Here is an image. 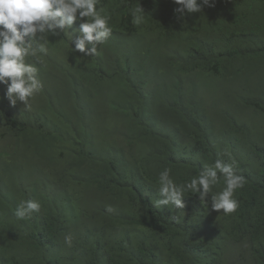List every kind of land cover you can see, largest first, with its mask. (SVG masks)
<instances>
[{
	"label": "trees",
	"instance_id": "16d2710c",
	"mask_svg": "<svg viewBox=\"0 0 264 264\" xmlns=\"http://www.w3.org/2000/svg\"><path fill=\"white\" fill-rule=\"evenodd\" d=\"M101 3L112 16V34L135 42L146 35L148 48L164 43L173 49L161 74L210 75L222 85L220 99L208 104L192 99L185 111L176 97L162 119L145 111L134 117L129 132L138 137L121 152L99 162L79 161L80 178L65 166L56 185L79 178L87 202L94 200L72 220L49 196L13 201L0 221V264H264V81L250 82L264 75V0H218L214 8L182 20L172 0ZM138 4L146 14L136 25L130 10ZM60 37L50 36L49 45L65 39ZM39 55L44 63L45 55ZM1 116L0 136L19 139L27 123L9 111ZM134 148L129 160L127 149ZM218 153L234 157L236 171L246 177L236 192V212L211 210L195 194L185 197L184 209L156 206L161 171L169 168L174 181L183 183ZM222 187L221 178L213 192ZM29 198L41 202V211L31 220L16 218L20 201ZM67 234L73 236L71 247L64 242Z\"/></svg>",
	"mask_w": 264,
	"mask_h": 264
},
{
	"label": "rangeland",
	"instance_id": "374dc122",
	"mask_svg": "<svg viewBox=\"0 0 264 264\" xmlns=\"http://www.w3.org/2000/svg\"><path fill=\"white\" fill-rule=\"evenodd\" d=\"M144 37L135 42L111 34L91 56L72 50L75 37L56 40L48 47L46 61L36 64L43 87L30 100L31 110H25L22 102L10 105L4 96L6 86L0 85V119L9 111L27 123L19 139L0 136V221L9 216L13 201L32 195L49 196L48 201L54 200L72 220L94 203L87 202L79 161L99 162L121 152L125 143L138 137L129 128L144 111L145 116L162 119L176 97L181 99L177 106L185 111L192 99L207 104L212 98L220 99L222 85L213 83L210 75L161 74L172 48L164 43L148 48L149 38ZM258 81H264L263 74L250 77L255 86ZM153 97L156 100L148 107ZM135 148L127 149L129 160ZM65 166L79 178L58 187L55 179Z\"/></svg>",
	"mask_w": 264,
	"mask_h": 264
},
{
	"label": "clouds",
	"instance_id": "9594fccd",
	"mask_svg": "<svg viewBox=\"0 0 264 264\" xmlns=\"http://www.w3.org/2000/svg\"><path fill=\"white\" fill-rule=\"evenodd\" d=\"M218 0H172L176 5L173 13L182 20L204 8H214ZM115 11V10H113ZM145 10L136 5L130 10L133 24H140ZM111 14L104 12L101 0H0V85L6 86L5 98L10 105L22 102L25 110H31L30 100L43 85L36 64H42L39 54L48 53L49 37L61 33L74 39V52L85 56L95 55L97 47L104 44L112 34ZM78 22V27H73ZM71 30V31H70ZM34 60L35 63L31 62ZM227 156V159H224ZM238 162L228 153L217 154L210 164L204 165L190 180L177 183L169 168L158 176L156 206L172 205L185 208V197L198 195L200 202L211 205V210L225 215L236 212L239 200L236 192L246 183V177L236 171ZM223 180V187L213 192ZM38 199H23L14 215L20 220H31L33 213L41 211ZM64 242L71 247L73 236L67 234Z\"/></svg>",
	"mask_w": 264,
	"mask_h": 264
}]
</instances>
